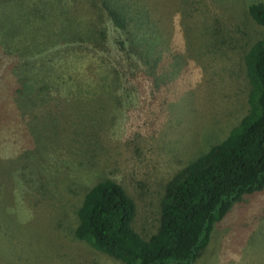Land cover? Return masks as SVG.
<instances>
[{"label": "rangeland", "instance_id": "1", "mask_svg": "<svg viewBox=\"0 0 264 264\" xmlns=\"http://www.w3.org/2000/svg\"><path fill=\"white\" fill-rule=\"evenodd\" d=\"M61 1L87 16L78 23L99 21L100 1ZM123 1L146 23L141 33L159 36L152 71L121 47L123 32L104 14L103 46L61 38L33 57L0 47V101L28 61L45 63L55 89L0 133V264H122L75 239L90 188L120 183L137 204L135 230L149 239L167 184L249 112L244 56L264 29L248 7L264 0ZM34 3L0 0V41L45 42L49 12ZM193 264H264V191L233 206Z\"/></svg>", "mask_w": 264, "mask_h": 264}, {"label": "trees", "instance_id": "2", "mask_svg": "<svg viewBox=\"0 0 264 264\" xmlns=\"http://www.w3.org/2000/svg\"><path fill=\"white\" fill-rule=\"evenodd\" d=\"M42 1L34 0V5L43 4L49 12L39 31L46 33L45 42L19 47L0 41L4 53L33 57L61 43V38L67 44L103 46L108 37L100 20L104 14L123 32L121 47L128 46L132 57L139 58L148 70L157 68L159 36L154 30L141 33L146 23L124 1L98 0L101 4L95 3L94 8L100 10L99 21L89 20L88 25L78 23L87 16L73 13L61 0ZM248 12L264 29V4L251 3ZM48 33L60 34L53 39ZM30 62L16 74L14 84L6 87L8 95H1V99L5 97L0 101V133L21 124L24 111L47 103L55 90L45 63L34 66ZM244 62L251 86L249 112L225 140L192 160L167 184L157 232L145 239L135 230V200L120 183L105 179L90 188L77 210L75 239L122 264H193L209 246L215 225L233 206L244 196L264 191V33L247 51ZM30 151H34L33 145Z\"/></svg>", "mask_w": 264, "mask_h": 264}]
</instances>
